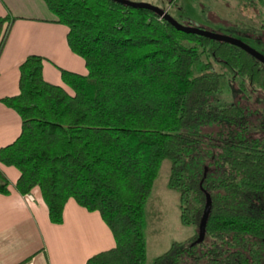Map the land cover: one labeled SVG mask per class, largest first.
<instances>
[{"label":"trees","instance_id":"1","mask_svg":"<svg viewBox=\"0 0 264 264\" xmlns=\"http://www.w3.org/2000/svg\"><path fill=\"white\" fill-rule=\"evenodd\" d=\"M42 1L67 28L66 44L86 74L60 70V86L42 78L40 56L19 64L18 93L0 99L20 118L18 136L0 147V164L18 171L15 191L37 187L55 225L68 199L98 213L114 246L85 264H144V207L167 159L180 224L197 229L205 195L209 212L201 241L197 233L172 241L149 264H264V143L222 87L264 93V64L231 44L175 30L147 9ZM13 20L0 17V52ZM256 37L264 44V20ZM201 53L210 61L194 74ZM7 193L0 172V194Z\"/></svg>","mask_w":264,"mask_h":264},{"label":"crops","instance_id":"2","mask_svg":"<svg viewBox=\"0 0 264 264\" xmlns=\"http://www.w3.org/2000/svg\"><path fill=\"white\" fill-rule=\"evenodd\" d=\"M14 17L0 52V99L18 93V66L28 55L42 58V78L62 86L60 70L85 75L83 60L66 44L67 28L42 0H0V17ZM20 118L0 102V147L19 134ZM8 193L0 194V264H85L91 255L112 248L114 240L97 212L68 199L60 224H52L37 187L24 202L14 189L18 171L0 164Z\"/></svg>","mask_w":264,"mask_h":264},{"label":"rangeland","instance_id":"3","mask_svg":"<svg viewBox=\"0 0 264 264\" xmlns=\"http://www.w3.org/2000/svg\"><path fill=\"white\" fill-rule=\"evenodd\" d=\"M130 1L155 5L165 10L180 25L200 27L237 39L264 56V44H259L256 37L259 20H264V0L254 3L247 0H173L171 3L168 0ZM207 61L210 58L201 53L199 61L193 66V73L196 74L199 65ZM222 87L226 99H231L244 109L252 134L264 143V93L246 85L240 94L233 95L225 83H222ZM168 169L169 161L163 159L145 203L144 264H149L154 257L164 252L172 241H183L197 232L193 226H183L179 222L178 193L166 186Z\"/></svg>","mask_w":264,"mask_h":264},{"label":"water","instance_id":"4","mask_svg":"<svg viewBox=\"0 0 264 264\" xmlns=\"http://www.w3.org/2000/svg\"><path fill=\"white\" fill-rule=\"evenodd\" d=\"M111 1L122 4L124 6L132 7V8H142V9L150 10L154 12L155 14H157L159 17H161L165 22L169 23L175 30L181 31L183 33H189V34H194L197 36H202L210 40H215L218 42L231 44L233 46L240 48L241 50L249 54L251 57H253L255 60L260 62L261 64H264V56L258 51H256L255 49H253L252 47L248 46L247 44L237 39L225 36V35L206 31L200 27H195L191 25H184V26L180 25L176 21H174L165 10L155 5L144 3V2H134L130 0H111ZM209 205H210L209 197L208 195H205V204H204L203 211H202V214L200 216L199 223L197 226V232H196L197 237H196L195 242H199L203 238L204 226H205L206 218L209 212Z\"/></svg>","mask_w":264,"mask_h":264},{"label":"built area","instance_id":"5","mask_svg":"<svg viewBox=\"0 0 264 264\" xmlns=\"http://www.w3.org/2000/svg\"><path fill=\"white\" fill-rule=\"evenodd\" d=\"M23 199H24V202H26V203H30V202L33 200V197H32V195L28 192V193L23 194Z\"/></svg>","mask_w":264,"mask_h":264}]
</instances>
